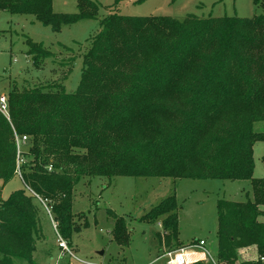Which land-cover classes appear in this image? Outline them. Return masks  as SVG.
<instances>
[{
    "label": "trees",
    "instance_id": "16d2710c",
    "mask_svg": "<svg viewBox=\"0 0 264 264\" xmlns=\"http://www.w3.org/2000/svg\"><path fill=\"white\" fill-rule=\"evenodd\" d=\"M254 3L264 9V0ZM78 8V14H55L52 0H0V12L32 16L55 32L99 14L93 0H79ZM100 26L76 92L36 86L7 95L0 180L19 172L25 189L0 201V264H36L41 201L62 238L70 242L81 231L71 214L72 192L85 177L251 181V200L217 204L215 259L264 264V179L253 177L254 146L264 143V133L253 129L264 122V12L183 20L113 12ZM27 45L36 66L47 59L42 45ZM24 136L18 150L16 138ZM176 202L164 199L142 220H160L164 246L180 249ZM110 216L114 241L128 246L124 219ZM250 247L255 261H241L240 251Z\"/></svg>",
    "mask_w": 264,
    "mask_h": 264
},
{
    "label": "rangeland",
    "instance_id": "374dc122",
    "mask_svg": "<svg viewBox=\"0 0 264 264\" xmlns=\"http://www.w3.org/2000/svg\"><path fill=\"white\" fill-rule=\"evenodd\" d=\"M78 1L52 0V10L55 14H78ZM93 1L99 6L96 18L65 25L59 32L32 16L0 12V97L8 98L13 89L22 91L36 86H53L66 93L76 92L81 80L83 57L100 31L101 20L113 12L126 17H168L174 20H183L191 15L203 19H252L264 12L254 0ZM28 40L48 51L47 59L41 57L38 66L29 55ZM253 129L264 133V122L255 123ZM24 145L19 143V150H23ZM263 155L264 143L259 142L254 146L255 179H264ZM24 189L18 173L7 183L0 180V201ZM170 196H175L178 205L179 243L185 247L191 242L204 240L207 251L216 258L218 202L251 200L253 187L248 180L157 177H116L109 180L85 177L73 189L71 209L73 221L82 229L72 235L70 242L63 238L71 254L60 258L58 235L53 229L54 216L47 212L51 208L42 203L39 205L42 239L36 243L33 259L36 264H165L166 260L161 259L163 252L179 247L175 243L169 248L164 246L166 232L160 220L152 223L142 218ZM110 212L125 221L129 231L126 247H120L114 241L112 231L115 222ZM260 221L264 222V217ZM86 223L88 226L85 228ZM255 251L254 247L240 251L241 261H255Z\"/></svg>",
    "mask_w": 264,
    "mask_h": 264
},
{
    "label": "built area",
    "instance_id": "2783aa9c",
    "mask_svg": "<svg viewBox=\"0 0 264 264\" xmlns=\"http://www.w3.org/2000/svg\"><path fill=\"white\" fill-rule=\"evenodd\" d=\"M0 112L8 118V102L7 98L4 96L0 97ZM27 137L16 138L17 148L19 150V143L25 144ZM20 175V173L18 172ZM41 201V200H40ZM41 203H45L41 201ZM48 209V208H47ZM48 214L51 216L50 210H47ZM53 229L58 235V249L60 251V258L64 257L65 254H71L68 249V244L64 241L63 238L59 236L58 225L53 220ZM204 256L206 262H211L212 264H219L215 258H213L206 249V242L204 240L194 241L188 244L187 246L174 250V251H165L161 256V259H165V264H195L198 262V259H192L195 255ZM159 261V260H157ZM156 261V262H157ZM261 261L264 262V259L261 258Z\"/></svg>",
    "mask_w": 264,
    "mask_h": 264
},
{
    "label": "bare ground",
    "instance_id": "6f19581e",
    "mask_svg": "<svg viewBox=\"0 0 264 264\" xmlns=\"http://www.w3.org/2000/svg\"><path fill=\"white\" fill-rule=\"evenodd\" d=\"M200 257H201V255H195V256L192 257V259H198Z\"/></svg>",
    "mask_w": 264,
    "mask_h": 264
},
{
    "label": "crops",
    "instance_id": "0c3cea01",
    "mask_svg": "<svg viewBox=\"0 0 264 264\" xmlns=\"http://www.w3.org/2000/svg\"><path fill=\"white\" fill-rule=\"evenodd\" d=\"M243 250H244V249H243ZM241 251H242V250H241ZM255 252H256V251H255ZM199 255H200V254H199ZM198 260H199V261H202V260H204V256H202V255H201V257H200V258H198Z\"/></svg>",
    "mask_w": 264,
    "mask_h": 264
},
{
    "label": "water",
    "instance_id": "95a60500",
    "mask_svg": "<svg viewBox=\"0 0 264 264\" xmlns=\"http://www.w3.org/2000/svg\"><path fill=\"white\" fill-rule=\"evenodd\" d=\"M101 255L103 254V253H100Z\"/></svg>",
    "mask_w": 264,
    "mask_h": 264
}]
</instances>
